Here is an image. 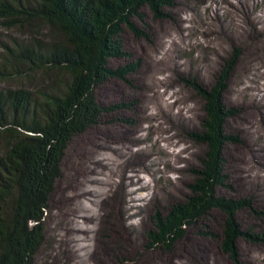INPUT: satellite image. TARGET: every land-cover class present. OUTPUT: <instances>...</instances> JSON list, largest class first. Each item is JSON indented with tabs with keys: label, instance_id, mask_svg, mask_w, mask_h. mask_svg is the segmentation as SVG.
Returning a JSON list of instances; mask_svg holds the SVG:
<instances>
[{
	"label": "rangeland",
	"instance_id": "1",
	"mask_svg": "<svg viewBox=\"0 0 264 264\" xmlns=\"http://www.w3.org/2000/svg\"><path fill=\"white\" fill-rule=\"evenodd\" d=\"M7 1L14 4V0ZM163 11L164 17L155 19L144 6L141 19H133L145 36L122 28L127 55L110 59L108 66L132 65L134 70L125 81L110 78L96 87L95 98L107 110L96 125L74 136L64 152L60 177L48 202L44 242L34 264H264V242L238 238L236 261L222 250L225 215L217 209L190 225L170 250L150 248L152 217L167 214L189 195L192 170L205 151L190 137L200 131L203 100L186 81L210 88L234 48L241 55L231 72L223 105L235 112L227 119L225 130L237 142L224 147L227 179L216 195L225 200L247 199L253 209L264 212V0H171ZM252 21L263 31L261 38L256 36L258 31L251 30ZM5 23L0 18V58L5 45L31 36L28 27H7ZM47 33L43 29L42 34ZM31 79L22 80L23 87L33 90L38 85ZM19 84L0 80V89ZM98 159H104L106 169L100 170L105 169L110 182L107 194L115 205L114 211H106L107 204L102 202L94 215L83 212L81 201L68 196L75 182L94 178L91 161ZM123 175L127 177L125 188H120L117 185ZM124 189L125 193L136 191L128 199H145L135 203L138 208L131 212L137 216L127 221L137 225L140 245L135 248L116 215ZM100 199H95L96 204ZM85 214L94 216L92 223L81 225L90 231L74 233V222L82 224L80 216ZM236 221L241 232L264 238V214L243 208ZM66 238L78 240L75 247ZM71 248L78 250L79 258L71 257Z\"/></svg>",
	"mask_w": 264,
	"mask_h": 264
},
{
	"label": "trees",
	"instance_id": "2",
	"mask_svg": "<svg viewBox=\"0 0 264 264\" xmlns=\"http://www.w3.org/2000/svg\"><path fill=\"white\" fill-rule=\"evenodd\" d=\"M170 5L171 0H14V4L0 0L5 25L26 26L31 34L25 41L5 45L0 58V80L20 82L18 87L0 89V264H34L64 152L74 136L96 125L107 110L95 98L96 87L110 78L125 81L134 70L132 65L108 66L110 59L127 55L122 28L145 36L133 22L141 19L140 10L146 6L161 19L163 8ZM256 36L261 38L260 33ZM240 55L234 48L208 89L186 81L203 100L200 131L190 137L205 151L192 170L189 195L167 214L152 217L150 248L170 250L190 225L216 209L225 215L222 250L233 260L238 238L264 242L241 232L236 221L243 208L257 215L264 212L253 209L247 199L216 195L227 179L224 147L237 142L225 130L235 112L224 107L223 95ZM31 77L38 83L33 90L22 85Z\"/></svg>",
	"mask_w": 264,
	"mask_h": 264
},
{
	"label": "bare ground",
	"instance_id": "3",
	"mask_svg": "<svg viewBox=\"0 0 264 264\" xmlns=\"http://www.w3.org/2000/svg\"><path fill=\"white\" fill-rule=\"evenodd\" d=\"M245 12V10H243ZM251 26V30L252 31H258V33L262 34L263 31L262 30H257V24L254 25V22L252 21V23H250ZM261 31V32H260ZM264 35V33H263ZM257 106H261L259 103L256 104ZM256 110L258 111V109L256 108ZM247 134V133H246ZM247 137L249 139V135L247 134ZM137 140V139H136ZM138 142V140H137ZM251 146V144L248 142V146ZM264 152V151H263ZM141 156H146V154L143 152ZM102 160L104 159H98V161H91V164L95 167V169L93 171H91V174L93 175V179L88 177L86 179L80 180L75 182L74 185H72V189H71V195L68 196L69 199H73V200H78L81 201V209L83 207V212L86 213H90V212H95L96 210H98V208L100 207V204L102 202L107 204V207H105V210L107 211L108 208H111L112 211H114V208L112 206L115 205V203H113V201L111 200V196L108 195V187L110 185L109 179H107L106 175H104V170L106 169V165L102 164ZM144 163V162H142ZM100 167L105 168L103 171L100 170ZM126 168V167H125ZM127 169V168H126ZM127 170H125L126 172ZM124 174V173H123ZM98 175H102L106 177V180L101 179V178H97ZM71 178V177H70ZM127 177H125V175H123L120 179V183L117 186H120V188L125 186V180ZM71 186V185H70ZM79 187V189H78ZM125 188V187H124ZM141 190H143L141 188ZM146 186L144 191H146ZM136 191L132 190L131 192L129 191L130 195L132 196ZM126 191L125 193V189H124V194L123 197L121 196V200L119 203H117L118 205V213L116 214L118 216L119 221L122 222V228L124 230V233L127 236V240L130 244H134V248L138 247V245H140L137 242V236H136V227L137 225L135 223H127L128 220L133 219L134 217L137 216V212H131L132 210H136L138 208L137 204H135L137 201H143L145 199H142L144 197H135V198H130L128 199L129 193ZM127 195V197H126ZM99 204H96L97 201L95 200L96 198H100ZM93 198H95L93 200ZM129 203H131L130 208H127L129 206ZM129 209V210H128ZM101 212V211H100ZM81 220H82V224H79V221L74 222V224L76 225L75 228L72 229V231L74 233H82V235H86V233H88L90 231V229H86L84 230L83 227L81 225H87L89 223H92V219L94 218L93 214H85L83 216H80ZM100 217V216H99ZM99 219V218H98ZM126 221V224H125ZM101 223H98V230L100 231V228L102 227V221H100ZM77 223V224H76ZM79 225V226H78ZM66 240L69 242V244H77L78 240L75 239H71V238H66ZM95 248L97 247V242L93 245ZM73 247V248H74ZM71 248V254H72V258L77 259L80 256L78 255V250H75ZM80 249V248H79ZM85 249V247H81L80 250ZM145 252V251H142ZM94 255L91 254L90 258H92ZM151 256L153 257V255L151 254ZM154 258V257H153ZM162 262V261H161ZM160 262V263H161Z\"/></svg>",
	"mask_w": 264,
	"mask_h": 264
}]
</instances>
